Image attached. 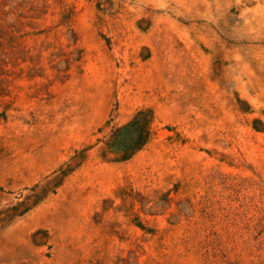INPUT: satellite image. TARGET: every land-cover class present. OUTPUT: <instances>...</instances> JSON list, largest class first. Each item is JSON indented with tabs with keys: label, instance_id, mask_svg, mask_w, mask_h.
I'll list each match as a JSON object with an SVG mask.
<instances>
[{
	"label": "rangeland",
	"instance_id": "rangeland-1",
	"mask_svg": "<svg viewBox=\"0 0 264 264\" xmlns=\"http://www.w3.org/2000/svg\"><path fill=\"white\" fill-rule=\"evenodd\" d=\"M0 264H264V0H0Z\"/></svg>",
	"mask_w": 264,
	"mask_h": 264
},
{
	"label": "trees",
	"instance_id": "trees-1",
	"mask_svg": "<svg viewBox=\"0 0 264 264\" xmlns=\"http://www.w3.org/2000/svg\"><path fill=\"white\" fill-rule=\"evenodd\" d=\"M152 114L145 109L138 110L132 118L122 126L112 129L107 137H104L100 147V155L111 162H125L130 160L138 152L143 150L152 137ZM83 152H75L69 163L61 165L51 173L41 188L40 198L47 194H53L64 180L71 175L83 163ZM38 188L37 186L34 187ZM39 196L36 200L40 201ZM38 197V198H37ZM23 207L16 212V216H21L31 209V206Z\"/></svg>",
	"mask_w": 264,
	"mask_h": 264
}]
</instances>
